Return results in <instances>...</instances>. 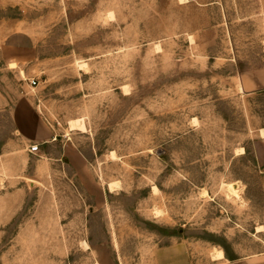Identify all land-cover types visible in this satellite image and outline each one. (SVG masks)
<instances>
[{"label": "rangeland", "instance_id": "rangeland-1", "mask_svg": "<svg viewBox=\"0 0 264 264\" xmlns=\"http://www.w3.org/2000/svg\"><path fill=\"white\" fill-rule=\"evenodd\" d=\"M261 129L264 0H0V264L256 251Z\"/></svg>", "mask_w": 264, "mask_h": 264}, {"label": "crops", "instance_id": "crops-1", "mask_svg": "<svg viewBox=\"0 0 264 264\" xmlns=\"http://www.w3.org/2000/svg\"><path fill=\"white\" fill-rule=\"evenodd\" d=\"M9 62H16L10 60ZM8 62V63H9ZM263 187V200H264V170L260 176ZM263 226L262 224H259ZM258 226V225H257ZM262 239L261 247L256 251H241L237 252L228 250L224 253L223 258H212L211 256L196 255L192 250L191 244L185 240H168L154 248L151 261L153 264H264V228L256 231ZM227 252V251H226Z\"/></svg>", "mask_w": 264, "mask_h": 264}, {"label": "bare ground", "instance_id": "bare-ground-1", "mask_svg": "<svg viewBox=\"0 0 264 264\" xmlns=\"http://www.w3.org/2000/svg\"><path fill=\"white\" fill-rule=\"evenodd\" d=\"M182 2V1H181ZM85 62H78V64L80 65V66H82L83 64H84ZM78 65V66H79ZM8 66L9 67H16V64L15 63H12V62H9L8 63ZM240 88V90H242V88L241 87H239ZM84 128H85V125H84V121H83V119L82 118H74V119H71V120H69V122H68V129L67 130H73V129H80V130H84ZM85 130H86V128H85ZM261 134L263 135L264 134V131L261 129ZM244 152V149L243 148H238V149H236V152H234V153H236V154H239V153H243ZM110 157H112V158H114V157H116V154L113 152V150L110 152ZM111 158V159H112ZM102 182H105L104 180L102 181ZM118 183H119V185H120V182H117V180L116 181H114V180H110V181H107L106 182V185H107V187L109 188V190H112L113 188H115L116 186H119L118 185ZM223 187H224V189L230 194V195H232V196H235V198L236 199H238V198H240L241 196L239 195V193H238V191H241V186H240V184H238L237 182H224L223 183ZM152 189H153V191H155L156 192V190L158 189L157 188V186L156 185H153L152 186ZM204 192H205V190H204ZM206 194V193H205ZM227 194V193H226ZM207 195V194H206ZM203 196V195H202ZM232 196H231V198H232ZM241 199V198H240ZM154 213H155V215L157 216V215H160L162 212H161V210L160 209H158V208H155L154 209ZM262 228H263V226H261V225H258L257 227H256V231H260V230H262ZM82 244H84L85 245V247H88V243L86 242V241H83V243ZM84 247V248H85ZM224 257V253H223V251H222V249H217V248H213L212 249V258H223Z\"/></svg>", "mask_w": 264, "mask_h": 264}, {"label": "built area", "instance_id": "built-area-1", "mask_svg": "<svg viewBox=\"0 0 264 264\" xmlns=\"http://www.w3.org/2000/svg\"><path fill=\"white\" fill-rule=\"evenodd\" d=\"M29 82L31 85L36 84V78H34V77L30 78ZM28 150L32 153H36L39 150V144L38 143L30 144Z\"/></svg>", "mask_w": 264, "mask_h": 264}]
</instances>
